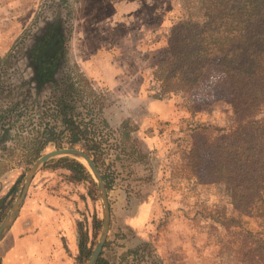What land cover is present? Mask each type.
<instances>
[{"label":"rangeland","instance_id":"1","mask_svg":"<svg viewBox=\"0 0 264 264\" xmlns=\"http://www.w3.org/2000/svg\"><path fill=\"white\" fill-rule=\"evenodd\" d=\"M186 3L0 0V127L15 121L12 127L18 131L14 141L0 147L5 148L0 150L2 223L31 167L53 150L77 148L99 169L108 195L110 229L99 264H242L244 247L226 240L227 215L234 210L228 187L211 172V143L218 133L208 129L213 119L218 118L215 126L226 123L219 107L233 98L231 81L218 57L182 94L162 97L153 81L154 65L169 51V34L178 32L177 19H188ZM203 6L197 4L199 15ZM52 19L61 22L65 38L62 66L52 81L36 89L25 54L32 37ZM196 22L200 32L214 25V17ZM175 39L178 48L181 37ZM64 99L78 117L99 120L98 163L86 149L64 143ZM181 119H186L182 127L176 124ZM48 138L56 142L29 163V155ZM81 166L91 179L71 170ZM67 217L75 230V260L81 264L80 229L94 251L104 209L89 168L64 156L35 174L17 220L30 219L56 239ZM96 221H101L98 229Z\"/></svg>","mask_w":264,"mask_h":264},{"label":"trees","instance_id":"2","mask_svg":"<svg viewBox=\"0 0 264 264\" xmlns=\"http://www.w3.org/2000/svg\"><path fill=\"white\" fill-rule=\"evenodd\" d=\"M186 2L189 4L186 10L188 19L186 22L177 19L175 30L178 32L175 37L173 32L169 34V51L154 65L153 81L158 95H179L199 83L207 64L214 57L220 59L231 81L233 98L219 107L220 120L226 122L224 126H215L213 119L214 123H210L208 128L218 133L211 143V172L230 191L234 211L227 215L226 240L231 241L230 244L234 240L244 247L242 264H264V0ZM197 4H204L200 7L203 15L197 12ZM206 16L214 17V25L205 26L199 32L196 20L206 19ZM176 36L178 41L181 37L182 49L175 47L176 39L173 41V38ZM62 108L64 143L86 149L98 163L97 158L101 156V142L96 137L99 120L94 117L89 122L87 117H78L66 99ZM210 111L215 115L214 109ZM185 120L181 119L176 124L182 127ZM15 123H1L0 134L4 135L0 138V147L5 146L6 141H14V134L18 133L12 127ZM52 142L56 141L46 139L44 145L29 155V163ZM71 170L91 179L83 166L79 171ZM12 191L15 192L16 187ZM247 217L252 218L251 224L244 223ZM3 218L0 211V224ZM100 227L101 221H96L95 229ZM233 227L241 228V231L235 233ZM92 252L88 235L80 229L78 261L85 264ZM0 264H4L2 259Z\"/></svg>","mask_w":264,"mask_h":264},{"label":"crops","instance_id":"3","mask_svg":"<svg viewBox=\"0 0 264 264\" xmlns=\"http://www.w3.org/2000/svg\"><path fill=\"white\" fill-rule=\"evenodd\" d=\"M13 226L0 242L4 264H77L75 230L68 217L62 237L56 239L27 218H19Z\"/></svg>","mask_w":264,"mask_h":264},{"label":"water","instance_id":"4","mask_svg":"<svg viewBox=\"0 0 264 264\" xmlns=\"http://www.w3.org/2000/svg\"><path fill=\"white\" fill-rule=\"evenodd\" d=\"M64 156L77 158L78 160L82 162V164L87 166L89 170L91 171L94 181L97 184V187L99 189V194H100V197L103 203V209H104L103 229L99 237V240L97 242V245L88 262V264H97L98 259L107 241V237H108V233L110 229V218H111L110 206L108 202L106 185L104 183V180L101 176L99 169L97 168V166L95 165V163L93 162V160L87 153L77 148H61V149L53 150L43 155L31 167L30 171L26 175V178L21 186L19 196L13 208L11 209L10 214L7 216V218L4 220V222L0 226V242L6 237V235L9 233L12 226L14 225L15 221L17 220L35 174L45 163H47L51 159H54L57 157H64Z\"/></svg>","mask_w":264,"mask_h":264},{"label":"flooded vegetation","instance_id":"5","mask_svg":"<svg viewBox=\"0 0 264 264\" xmlns=\"http://www.w3.org/2000/svg\"><path fill=\"white\" fill-rule=\"evenodd\" d=\"M60 21L52 19L32 37L25 54L31 72L32 85L38 89L45 81H52L60 73L65 38ZM42 87V86H41Z\"/></svg>","mask_w":264,"mask_h":264}]
</instances>
